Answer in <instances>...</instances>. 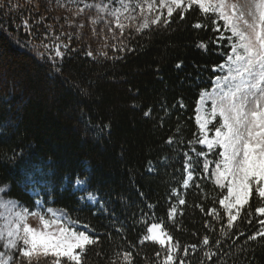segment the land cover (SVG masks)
I'll use <instances>...</instances> for the list:
<instances>
[{
  "label": "trees",
  "instance_id": "16d2710c",
  "mask_svg": "<svg viewBox=\"0 0 264 264\" xmlns=\"http://www.w3.org/2000/svg\"><path fill=\"white\" fill-rule=\"evenodd\" d=\"M101 1L0 0L5 197L29 211L60 212L98 240L82 264H128L126 255L131 264H264V216L256 212L262 201L255 189L229 228L219 204L227 189L215 184L214 164L203 172L194 163L196 152L207 151L192 143L195 109L219 75L213 68L230 51L227 39L214 42L220 33L213 15L194 5L183 19L177 10L165 26L167 9L157 7L150 16L162 13L160 24L138 31L139 19L121 17V32L113 17L98 13ZM77 177H87L85 190L75 185ZM88 192L96 204L86 200ZM152 223L172 241L144 239ZM51 260L41 255L32 264Z\"/></svg>",
  "mask_w": 264,
  "mask_h": 264
},
{
  "label": "snow or ice",
  "instance_id": "6c2138e0",
  "mask_svg": "<svg viewBox=\"0 0 264 264\" xmlns=\"http://www.w3.org/2000/svg\"><path fill=\"white\" fill-rule=\"evenodd\" d=\"M117 2L120 7L111 10L103 4L95 7L98 13H107L113 17L121 32L125 27L121 17L135 20L136 17L125 15L135 8L140 9L143 17L138 31L161 22L162 13L151 19L145 15V10L148 13L157 10L156 0H136L134 7L132 0ZM194 5L206 16L213 15V30L220 33L214 42L225 39L229 41L227 47L230 51L225 57V63L213 68L214 72L224 74L215 77L210 91H201L195 109L198 135L192 143L203 145L207 150L196 152L197 159L194 163L203 172H208L209 166L214 164L215 184L222 190L227 189L219 204L227 212V224L231 228L240 209L249 204L254 189L262 201L256 212L264 216V0H253V10L247 13L251 19H247L245 12L237 9L229 0H159V7L167 9L164 25L170 22L168 18L177 10L181 11L183 19V12ZM100 18L103 19V16ZM219 21H223V30L230 35L225 36L221 32ZM96 22L95 19L92 21L93 24ZM194 27L200 28L202 25L197 23ZM197 47L207 50L204 42L198 43ZM55 55L61 58L63 56L58 47ZM88 55L92 56V53L88 52ZM210 132H214L211 137ZM169 143H172L171 139ZM192 151H195V147ZM209 154L214 159H209ZM185 156L186 168H191L192 158L187 153ZM200 157H203L202 161ZM191 178L192 172L189 171L188 179ZM74 183L79 190H85L87 177H77ZM187 183L185 180L184 185L187 186ZM2 191L4 189L0 188V192ZM87 199L92 203L98 202L96 195L91 192L87 193ZM179 203L184 204L185 201L180 199ZM47 214L51 215L46 219ZM29 215L39 216L42 228L31 227L27 222ZM66 223L67 221L61 223V217L51 208L46 214L29 213L28 209L15 201L0 199V245L7 249L0 252V264H22L24 261L32 264V259L41 255L51 257V264H82L87 247L96 244L98 240L85 231L70 229ZM260 224L264 226V220ZM146 232L150 236H145L144 239L160 245L172 241L170 235L161 231L159 223H152ZM259 235L264 236V230ZM250 239H256V236ZM203 244H209L207 237L203 239ZM16 253H19V260L16 259ZM125 259L131 264L130 255H126ZM168 260L171 261L172 257L169 256ZM44 264L48 262L44 261Z\"/></svg>",
  "mask_w": 264,
  "mask_h": 264
},
{
  "label": "rangeland",
  "instance_id": "374dc122",
  "mask_svg": "<svg viewBox=\"0 0 264 264\" xmlns=\"http://www.w3.org/2000/svg\"><path fill=\"white\" fill-rule=\"evenodd\" d=\"M112 1V2H110ZM109 3L106 2V1H101L103 5H107L109 7V9L111 10L112 8H116L114 2H117V0H110ZM230 3H233L237 6V9H241L245 12L246 14V18L247 19H251V16H248L247 13L252 11L253 8H252V4H253V0H229ZM135 3H136V0H132V5L133 7L135 6ZM118 4V2H117ZM157 7L159 8V3H157ZM120 7V6H119ZM145 15H147L149 18H151V14L147 12V10H145ZM128 16H134L136 17V19H139L140 20V24L143 23V17L140 15V9L138 8H135L134 11H129L128 12ZM135 19V20H136ZM230 34V33H229ZM219 75H223L224 73L222 72H219L217 71ZM209 106H210V103H209ZM198 126V125H197ZM210 127H212L210 125ZM212 135H214V132H210L209 133V136L211 137ZM203 146V145H202ZM205 148V146H203ZM206 149V148H205ZM188 182H190V180L187 178ZM188 184V183H187ZM4 191L0 192V199H3L4 201H14V200H11V199H8L5 197V194L6 192L8 191V187H4L3 188ZM88 200V199H86ZM89 201V200H88ZM16 202V201H15ZM17 203V202H16ZM92 203V202H91ZM18 205H20L19 203H17ZM92 204H96V203H92ZM21 206V205H20ZM29 211V210H28ZM29 213H37V211H29ZM51 214H48V215H45V218H49ZM56 215L57 216H60L61 217V223H65V221L63 220L64 219V215L60 212H56ZM177 216V211L175 210L174 212H172V217H176ZM28 224L33 227V228H42V225H41V222H40V219H39V216H36V215H29L28 217ZM70 222V221H68ZM66 226L69 227L70 229H74V230H77L76 229V225H72V223H66ZM79 231V230H77ZM161 231L164 232L162 226H161ZM88 234V233H87ZM166 239V237H165ZM155 242V241H154ZM155 243H158V242H155ZM169 242H167L165 245H167ZM159 244V243H158ZM5 249V248H4ZM7 250V249H5ZM79 252V250H77Z\"/></svg>",
  "mask_w": 264,
  "mask_h": 264
}]
</instances>
